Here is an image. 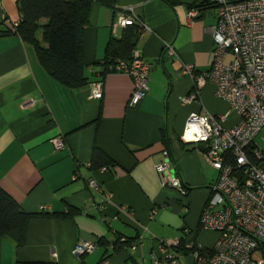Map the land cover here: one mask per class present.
Wrapping results in <instances>:
<instances>
[{
	"label": "crops",
	"instance_id": "crops-1",
	"mask_svg": "<svg viewBox=\"0 0 264 264\" xmlns=\"http://www.w3.org/2000/svg\"><path fill=\"white\" fill-rule=\"evenodd\" d=\"M130 7L148 27H135L139 39L132 55L138 51L152 63L150 90L135 107L129 105L131 76L101 73L110 39H121L131 27L117 25L116 13L130 15ZM192 11L197 15L190 18ZM19 18L17 0H0V23L6 20L8 26ZM216 21L217 7L207 0H117L113 6L95 1L84 32L91 83L76 90L53 79L17 34L0 37V184L27 211H63L67 204L81 210L73 219L32 221L22 246L4 238L1 264H154L173 255L180 264H193L190 253H178L164 241L214 245L218 232L201 229L199 221L219 171L205 159L204 143L188 142L184 135L192 113H229L227 125L238 116L211 83L199 100L183 103L194 78L183 72L182 63L193 64L195 73L212 68ZM167 44L174 55L164 52ZM99 82L103 93L96 98ZM56 137L64 138V148L56 149ZM95 141L117 162L115 168L89 170ZM166 159L184 183L185 196L163 185L156 165ZM89 177L99 189L90 188ZM117 236L135 242L114 252ZM100 237L110 241L108 248L84 258L74 254L79 242Z\"/></svg>",
	"mask_w": 264,
	"mask_h": 264
},
{
	"label": "built area",
	"instance_id": "built-area-1",
	"mask_svg": "<svg viewBox=\"0 0 264 264\" xmlns=\"http://www.w3.org/2000/svg\"><path fill=\"white\" fill-rule=\"evenodd\" d=\"M210 1L217 7V21L211 29L212 68L195 73L193 64L182 63L183 72L191 75L195 84L190 96L182 100L184 103L199 100L203 88L211 83L216 96L227 101L239 118L234 125H227L228 113L219 117L206 111L195 112L189 118L184 135L188 142L204 143L205 159L219 171L199 221L201 229L216 231L219 236L211 248L195 241L186 243L180 238L164 243L175 249L184 243L187 249H192L193 264H264V149L257 143L264 130V0ZM130 10L128 16L118 13L116 24L148 28L132 7ZM189 15L193 18L197 12H189ZM164 52L175 53L171 44L165 46ZM117 62L116 71L133 79L129 105L135 107L150 90L152 63L138 51L131 60ZM102 93V87L94 90L96 98H101ZM52 142L56 149L66 145L63 137H56ZM156 170L162 176L163 185L177 188L182 196L187 194L181 178L172 174L168 159L157 164ZM89 186L100 188L96 179H91ZM106 198L109 200L108 195ZM98 247L95 241L83 240L76 244L73 252L82 256ZM154 264L180 262L177 255H173L155 260Z\"/></svg>",
	"mask_w": 264,
	"mask_h": 264
},
{
	"label": "trees",
	"instance_id": "trees-1",
	"mask_svg": "<svg viewBox=\"0 0 264 264\" xmlns=\"http://www.w3.org/2000/svg\"><path fill=\"white\" fill-rule=\"evenodd\" d=\"M95 1L110 6L117 2V0H17L20 18L8 26L5 25L6 20L2 21L0 37L17 34L24 43L34 48L40 64L53 79L73 90L85 88L91 80L87 65L84 63V32ZM207 1L213 4L212 1ZM135 27L137 25L128 27L121 39L114 37L110 39L105 51L102 76L117 72L115 66L118 60L132 59L133 49L139 39ZM101 110L102 107H100V115ZM96 124L97 127L100 126V117ZM165 143H168L167 139ZM88 166L92 173H96L99 170L115 168L117 162L95 141ZM79 175L78 167L75 176L79 177ZM91 179L94 178L87 179L88 185ZM80 213V209L68 204L63 211H27L0 184V244L4 238H11L17 243L16 245H24L28 227L34 220L73 219ZM96 242L99 247L110 246V241L105 237L98 238ZM134 242L135 238L123 240L122 236H117L112 241L113 251L119 252L123 248L130 247ZM176 251L188 254L192 249H187L185 244H182ZM81 257L84 258L85 254ZM18 264L52 263L19 262Z\"/></svg>",
	"mask_w": 264,
	"mask_h": 264
},
{
	"label": "rangeland",
	"instance_id": "rangeland-1",
	"mask_svg": "<svg viewBox=\"0 0 264 264\" xmlns=\"http://www.w3.org/2000/svg\"><path fill=\"white\" fill-rule=\"evenodd\" d=\"M131 8V7H130ZM119 12V11H118ZM118 12L116 13L117 15H118ZM120 13V12H119ZM124 14H126L125 12H123ZM128 16V15H127ZM115 18H116V21H117V17L115 16ZM117 23V22H116ZM128 27V26H127ZM213 37V36H212ZM164 49H165V47H164ZM167 55H169V54H167ZM88 72V74H89V70L87 71ZM187 75H189V74H187ZM195 85V84H194ZM101 86H102V83L101 82H99L98 83V85H97V88L99 89V90H101ZM194 89H192L191 90V92L187 95V96H185V98H187V97H189L190 96V94L192 93V91H193ZM182 102H183V100H182ZM184 103V102H183ZM229 114V113H228ZM223 115H225V114H223ZM223 115H221V116H219V117H222ZM239 119V118H238ZM238 121V120H237ZM257 143L261 146V148L262 149H264V130L260 133V135L258 136V138H257ZM215 244V243H214ZM206 246V245H205ZM188 260L189 261H193L192 260V258L191 257H188Z\"/></svg>",
	"mask_w": 264,
	"mask_h": 264
},
{
	"label": "water",
	"instance_id": "water-1",
	"mask_svg": "<svg viewBox=\"0 0 264 264\" xmlns=\"http://www.w3.org/2000/svg\"><path fill=\"white\" fill-rule=\"evenodd\" d=\"M172 174H173V170H172Z\"/></svg>",
	"mask_w": 264,
	"mask_h": 264
}]
</instances>
